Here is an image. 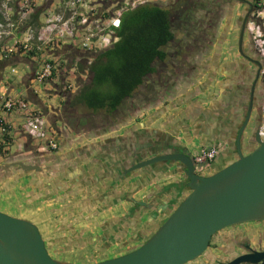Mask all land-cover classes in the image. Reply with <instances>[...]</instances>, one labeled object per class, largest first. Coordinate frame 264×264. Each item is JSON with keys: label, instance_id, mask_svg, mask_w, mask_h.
<instances>
[{"label": "flooded vegetation", "instance_id": "af4514ba", "mask_svg": "<svg viewBox=\"0 0 264 264\" xmlns=\"http://www.w3.org/2000/svg\"><path fill=\"white\" fill-rule=\"evenodd\" d=\"M189 4L192 18L190 41L180 39L177 42L174 52L169 54L171 62L159 64L154 84H160L164 73H171V77L175 78L189 72L191 81L197 88L189 94L191 102L205 99L217 104L221 99L226 105L228 101L231 105H227L232 108L236 117L240 108L245 109L237 132L248 111L251 112L254 128L259 131L264 122V58L255 41L253 28L260 29L264 34V0H189ZM166 88L168 89L162 94L157 95L158 99L153 105L152 102L148 103L144 109L150 108L154 112L156 108L160 110L168 107L169 112H173L174 106L178 104H172L174 101L166 99L170 96L172 86L168 85ZM231 90L235 91L234 95H229ZM163 111L164 109L161 110ZM98 124H103L101 117L98 123L96 120L88 122L87 129H97ZM90 136L89 140H94L96 134ZM75 137L64 140L56 138L58 145L54 151L22 152L21 158L16 159L11 155L12 157L2 160L0 186L23 179L26 184L20 190L25 204L50 202L57 208L54 226L44 231L45 239L41 235L51 258L57 259L55 254L72 252L73 249H83L88 245L94 252L92 263L105 261L98 258L108 252L118 256L125 255L145 243L167 217L159 209L150 211L149 200L155 194L149 200H143L141 206L128 203L132 199L133 188L145 185L142 178L148 179V185H153L160 195L162 186L169 182L176 184L180 190L171 188L174 198L171 197L177 203L181 202L186 193L182 186L185 179L182 178L153 183L168 174L178 176L179 171L167 172L163 167L151 171L148 167L135 166L155 156L173 154L176 147L171 145L169 149L164 147L157 152L147 151L146 157L128 165L120 180L115 182L112 167L114 161L112 162V157L109 158L111 154L100 158L101 160L96 159L99 155L87 160L85 153L95 152L98 146L80 147L83 138L79 137L78 140ZM216 145L221 150L204 170H199L201 165L195 162L197 154L204 147H186L195 175L208 176L213 170L223 168L237 159V150L229 153L226 150L227 144L223 141L204 149ZM253 146L252 142L241 146V151L242 147ZM20 164L35 169L23 170ZM136 175L141 176L137 179L140 182L133 179ZM31 180L33 182L29 183ZM122 192H126L124 196H121ZM27 213L30 210L17 218L28 220ZM40 224L47 225L48 221H40ZM255 252H264V220L238 224L216 232L202 255L187 264H231L237 258Z\"/></svg>", "mask_w": 264, "mask_h": 264}, {"label": "water", "instance_id": "95a60500", "mask_svg": "<svg viewBox=\"0 0 264 264\" xmlns=\"http://www.w3.org/2000/svg\"><path fill=\"white\" fill-rule=\"evenodd\" d=\"M251 142L253 148L243 154L241 146ZM186 147H176L172 149L173 154L155 156L135 166L148 167L151 171L159 167L167 172L179 171L178 176L168 174L153 183L172 178L185 179V183L180 184L186 192L181 202L160 222L145 243L125 255L91 264H187L202 255L216 232L264 220V140L252 124L250 111L235 137L237 159L223 168L213 170L208 176L195 175ZM165 161L168 163H163ZM20 166L23 170L35 169L23 164ZM138 178L141 176L133 177L140 181ZM169 183L162 186L163 190L167 192L166 196H174L171 188L177 189L176 184ZM152 186L145 184L135 188L128 203L141 206L143 200L156 196L159 192ZM260 261L264 264V252L241 256L231 264H257ZM0 264L72 263L48 255L41 234L33 223L0 212Z\"/></svg>", "mask_w": 264, "mask_h": 264}, {"label": "trees", "instance_id": "16d2710c", "mask_svg": "<svg viewBox=\"0 0 264 264\" xmlns=\"http://www.w3.org/2000/svg\"><path fill=\"white\" fill-rule=\"evenodd\" d=\"M3 1L0 0V7ZM51 1L45 0V5ZM185 7L187 8L184 9ZM189 7V0H173V2L165 4L160 2L145 4L124 12L120 19L119 28L115 30V36L118 40L95 54L82 55L85 59H90V63L84 65L86 60L78 63L76 75L78 76L86 69L87 77L84 81L80 78L77 79V88L74 93L62 92L59 95L60 98L64 99L62 101V115L61 109L48 114V108L40 109L35 105L32 106L27 100L20 97L31 105L30 107L34 112L40 111L42 113L41 115L45 118L54 135L56 131L62 132V129L56 125L58 121L56 116L59 115H61L63 123H67L68 126L73 124L75 132L82 127L87 129L88 122H92V120H96L98 123L100 117L103 119V124L97 129L101 132L108 130L110 125L118 126L127 117L137 115L146 108L148 103L152 102L153 105L154 101L158 99L157 95L168 89L166 86H172L169 95L173 96L175 88L183 80L182 75L172 78L171 73L167 72L161 76L160 84L153 82L157 68L160 67L159 64L171 62L169 54L174 52L177 42L180 39L190 41L192 18ZM40 15L41 8H35L29 18L20 25V30L17 29V31L21 32L25 27H31L33 31L38 30ZM12 18V20L17 19L16 16ZM34 33L36 34V31ZM29 44L32 46V50H25L22 45H18L14 54L0 60V84H4V70L7 66V60L15 55L21 54L27 60L33 59V65H37L41 61V53L33 48L31 42ZM0 45L5 47L3 41ZM1 47L0 51L2 50ZM68 49L73 52L71 55H80L79 51H73L70 48L64 49L65 52ZM58 63L60 66L67 65L61 61ZM51 64L54 63L51 62ZM56 74L58 72L53 71L50 82L54 80ZM11 87L14 88L15 86L11 85ZM38 94L40 91L37 89L35 93L33 89V95L37 96ZM8 96L13 95L9 94L7 90L6 97ZM82 107L89 111L83 116L80 115ZM1 113L7 115L0 108V123L4 119ZM98 114L100 117L96 116ZM79 115L81 117H78L80 119L76 121L74 117ZM49 118L52 120L50 121ZM71 119L75 120V123H69ZM7 124L4 126L10 127ZM10 129L5 128L1 135L0 156L2 157H5L9 152L4 149L11 145V136L8 134L12 131ZM33 150L34 153H37L36 148L33 147Z\"/></svg>", "mask_w": 264, "mask_h": 264}, {"label": "crops", "instance_id": "0c3cea01", "mask_svg": "<svg viewBox=\"0 0 264 264\" xmlns=\"http://www.w3.org/2000/svg\"><path fill=\"white\" fill-rule=\"evenodd\" d=\"M31 29L22 32L21 36H17V30L13 31L11 36L3 40L4 46H10L12 44V37L20 40L24 39L27 34L32 33ZM31 44L33 45V37ZM17 63L25 64V68L28 69V72L21 77L19 84L17 86L15 85L14 88L11 86H4L1 83L0 92L8 90L9 94L23 97L32 106L35 105L40 109H45V107L42 106L40 96L42 93L47 96L50 91H53L54 93V89L57 88V84L54 81H49L45 83L44 86L46 88L45 90H42V93L37 96L33 95V74L37 66L34 65L33 67V59L27 60L20 54L7 60L6 67L11 66L10 71L16 70L14 69V65ZM184 73V75L182 74L183 80L180 81L175 88L174 95L166 97V99L169 98L170 101H174L171 102L172 104L175 103L179 106H174L175 109H173V112H169L168 107H162V109H164L163 112H161L162 109L158 110V108H156L154 112H152V109L150 108L142 109V111H140L137 115L127 117L126 120H123L118 124V126L110 125L108 130L106 129L102 132L99 129H86V127H82L75 132L73 124L68 126L67 123H63L61 119L63 100L61 98L60 104L55 106V108L57 107L61 109V115L58 114L59 116H56V118L58 117L56 125L63 129L62 132L58 134L60 135V139L64 140L76 136L75 138L78 140L80 139L79 137L83 138V142L80 144V147L83 146L86 148L87 146L92 145H96L95 147L98 146V148H95V152L85 153L87 160H90V158L95 155H99L96 159L101 160L100 158H106L111 154L109 158L112 157V162L114 161L112 167L114 169L113 172L115 174V182L120 180L119 178L123 176L128 165L131 163L134 164L135 161H139L143 156L146 157L147 151L157 152L164 147L169 149L171 145L179 148H183V145H191L192 148L196 146L206 148L218 141H223L226 142V150L229 153H232V151L235 152L237 126L241 123L243 114L242 111H245V109L240 108L236 117V114L232 112L233 110H231L232 108L228 107L227 104L231 105L228 101L226 105L221 99L217 104L211 100L206 101L205 99L197 100V102H191L189 94L192 91L194 92V89L196 91L197 88L196 85L194 87V82L191 81L192 76L189 72ZM51 87H53V90H51ZM229 93V95H234L235 91L231 90ZM161 105L162 101L160 102V106ZM1 114L4 120L10 125L12 130L11 138H16L17 130L21 133V129H19L23 124L21 118L8 114L5 115L4 113ZM78 117L81 116H76L74 119L77 121L80 119ZM75 120L71 119L69 123H75ZM98 125L100 126V124ZM170 127H173L174 129L172 130L175 131L176 129V131H172ZM94 133L96 134L94 140H89L91 137L90 135H95ZM57 136L56 138H59ZM23 138L22 149H24V151L27 149V151H25L26 153L32 152L31 149L26 147V137L23 136ZM30 147H32V145H29V148ZM249 148L250 147H242L243 154H247ZM7 150L9 152L5 155V157H3L4 160L11 156L9 147H7ZM0 160L1 165L4 160L2 161V157H0ZM80 163H82V161H80ZM102 167L103 166H101V168ZM141 181L144 184L150 183L146 178H143ZM32 182V180L29 181V183ZM132 187H134V185H132ZM179 188L177 187L178 190H180ZM133 190L131 194H133ZM161 192V195L164 194L165 196L161 197L160 194H156L153 199L149 200L151 206L150 211L159 209L162 211L161 214H167L168 216L178 203L176 200H173L174 196L173 198L171 197L172 195L166 196L167 192L164 190ZM125 193L126 192H122L121 196H124ZM157 210L155 211L156 213Z\"/></svg>", "mask_w": 264, "mask_h": 264}, {"label": "built area", "instance_id": "2783aa9c", "mask_svg": "<svg viewBox=\"0 0 264 264\" xmlns=\"http://www.w3.org/2000/svg\"><path fill=\"white\" fill-rule=\"evenodd\" d=\"M36 1L38 0H4L2 2L0 7V44L29 18L35 8H42V11L40 27L35 30L36 34L35 31H32L23 40L12 37L13 40L10 46L1 47L0 45L2 48L0 60L14 54L18 45H22L25 50H32L29 43L33 37V48L41 53V61L37 63V68L33 74L34 92L36 93L40 86L49 82L53 71H57L64 74L60 83L61 91L63 93H74L77 88V79L84 80L87 76L86 69L77 76L76 65L83 60H86L84 65L90 63V59H85L82 55L95 54L99 50L108 48L118 40L115 36V30L120 26L122 14L138 6L164 3L166 0H52L48 5H45L46 2H44L40 6H35ZM13 16H16L17 19L12 20ZM258 30L260 31V29ZM259 33H254L256 35L255 41L259 45L264 58V34ZM77 38H79V45H81L79 47L74 44ZM61 47L70 48L73 51L80 48L83 50L79 51V56H73L71 55L73 52L69 49L66 52L63 49L64 52H60ZM58 61L65 62L67 65L60 66ZM51 62L54 64H51ZM11 72L16 74L15 70ZM0 98V108L3 112L21 118L23 123L20 127L22 135L32 141L38 140L40 142V146L36 147L37 152L57 149L58 143L55 139L57 131L54 135L40 111L34 112L30 107L31 105L26 103L20 96L6 97V90L0 92ZM3 122L0 123V139L5 128H10L4 126V124H7L4 119ZM11 133L12 131L8 134L11 136ZM259 136L264 140V122L259 128ZM14 139L15 137L11 138L13 144ZM4 150H7V148ZM220 150V146L216 145L199 151L195 158V162L201 165L199 170L206 169Z\"/></svg>", "mask_w": 264, "mask_h": 264}, {"label": "rangeland", "instance_id": "374dc122", "mask_svg": "<svg viewBox=\"0 0 264 264\" xmlns=\"http://www.w3.org/2000/svg\"><path fill=\"white\" fill-rule=\"evenodd\" d=\"M45 0H38L36 1L34 4L35 6H40L42 4H44ZM173 2V0H166L163 4L165 3H170ZM17 29L20 30V25L17 27ZM31 28L29 27H25V29H23L21 32L26 31V30H30ZM18 30V31H19ZM33 31V29H31ZM254 32H256V34H260L259 30L255 28H253ZM21 32L17 33V36L20 35L21 36ZM79 38L75 39L74 44L77 45V47L81 46L79 45ZM23 40V39H22ZM261 44V42H260ZM63 49L66 48H60V52H64ZM78 51H82L83 49H76ZM57 52V53H60ZM36 61V60H35ZM34 67V65H33ZM11 66H8L5 68L4 70V86H11V84L13 86H17L19 84V81L21 80V77L26 74L28 72V69L25 68V64L22 63H17L14 65V69L16 74L12 73L10 71ZM61 73V72H60ZM58 72V74H56V77L54 78V82L57 84H60L63 78V72L60 74ZM86 80V78H85ZM45 85V84H44ZM43 85V86H44ZM41 87V91L40 93H42V89L45 90V86ZM20 89V88H19ZM51 90H53V87H51ZM57 91L58 93H60V89L56 88L54 89V91ZM60 97L59 94L58 96H55L53 91H50L49 94L46 96V94L42 93V95L40 96V100L42 102V106L46 107V108H50V106H53L55 108V106H57L58 104H60ZM64 100V99H62ZM87 112H89L88 110H86L84 107H82V114H87ZM97 117H100V115H96ZM50 121L52 120V118H49ZM20 129V128H19ZM62 129V128H61ZM63 130V129H62ZM16 140H14V144L13 141H11V145L9 146L10 149V153L11 155L15 156L16 159L21 158L20 155L22 152L27 151V149L24 151H22V145H23V135L19 132V130H17L16 133ZM26 140V147L28 149H31L32 152L33 147L36 148L37 146H40V142L38 140H30L29 138H25ZM13 144V145H12ZM29 145L32 147L29 148ZM70 146V145H69ZM11 147V148H10ZM2 157V156H0ZM2 160L3 157H2ZM1 162V160H0ZM13 180V179H12ZM25 180H21L19 181H15L12 184L11 183H5L2 186H0V212L6 214V215H10L13 217H22L24 215V213L27 212V210H30V213H27V219L28 221L32 222L33 224H35V226L38 228L40 234L42 235L43 239H45L44 236V231L51 227L54 226V222H55V212L57 210L56 207L52 206V204H50V202H34L32 204H25L24 200H23V195L22 192L20 190L21 186L24 187L26 182H24ZM22 202V203H21ZM51 205V207H50ZM25 211V212H23ZM31 213H33L31 215ZM40 221H48V224H42L43 226H41ZM49 236H46V238H48ZM49 239V238H48ZM94 252L92 251V248L90 245L86 246V248L83 249H73L72 252H61L60 254H55L54 257H56L59 261H64V262H69L72 264H91L92 263V258L94 256L93 254ZM118 254H113V252H108L105 253V255H102V257H99L98 259H103V260H109L112 258L117 257ZM56 259V260H57ZM97 263V262H95Z\"/></svg>", "mask_w": 264, "mask_h": 264}, {"label": "clouds", "instance_id": "9594fccd", "mask_svg": "<svg viewBox=\"0 0 264 264\" xmlns=\"http://www.w3.org/2000/svg\"><path fill=\"white\" fill-rule=\"evenodd\" d=\"M41 11H42V8H41ZM86 77H87V76H86ZM86 77H85V78H86ZM84 80H85V79H84ZM84 80H83V81H84ZM56 84H57V83H56ZM43 85H44V84H43ZM43 85H42V86H43ZM42 86H40L39 91H41V87H42ZM58 88L60 89V93H58V92L55 90V91H54V95H55V96H58V94L60 95V94L62 93V91H61V84H57V89H58ZM42 90H43V89H42ZM58 110H60V109L57 108V107L54 108L53 106H51L50 108H48L47 113L55 112V111H58ZM58 134H59V132L57 131V135H58ZM23 150H24V149H22V151H23Z\"/></svg>", "mask_w": 264, "mask_h": 264}]
</instances>
